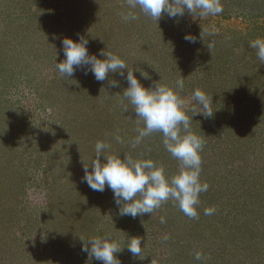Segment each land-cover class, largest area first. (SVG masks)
Segmentation results:
<instances>
[{"label":"rangeland","instance_id":"1","mask_svg":"<svg viewBox=\"0 0 264 264\" xmlns=\"http://www.w3.org/2000/svg\"><path fill=\"white\" fill-rule=\"evenodd\" d=\"M221 3L216 16L165 14L157 23L139 9L124 21L127 0H0V264H102L81 251L79 237L105 234L121 248L142 238L140 256L116 254L121 264H264V61L249 47L264 38V0ZM79 35L89 54L119 55L145 87L183 77L190 120V109L202 110L193 91L213 96L214 116L197 114L190 126L204 141L199 178L209 185L197 218L172 200L121 216L110 189L83 181L97 141L110 144L104 155L152 159L169 177L180 162L162 133L133 146L145 125L123 96L124 77L59 73L62 40Z\"/></svg>","mask_w":264,"mask_h":264},{"label":"clouds","instance_id":"2","mask_svg":"<svg viewBox=\"0 0 264 264\" xmlns=\"http://www.w3.org/2000/svg\"><path fill=\"white\" fill-rule=\"evenodd\" d=\"M127 4L129 11L121 13V18L126 22L139 18L136 9L157 23L165 14L175 19L188 12L195 19L223 12L221 0H127ZM184 39L190 43L197 42L196 36L190 33H186ZM61 43L65 59L57 63L59 73L70 78L77 69H81L85 74L90 72L97 81H104L110 73L124 77L128 86L123 96L134 106L136 117L143 120L145 125L137 129L133 146L154 132L162 133L166 151L180 162L179 172L169 177L164 167L152 159H133L127 155L123 159L121 155L106 156L104 152L110 148V144L97 141L91 171L89 165L84 166L83 181L93 191L104 192L106 187L110 189L121 216L136 218L151 214L162 203L172 200L186 216L197 218L199 194L206 192L209 185L201 183L199 178L202 163L200 152L204 141L190 130V126L193 116L197 114L206 118L214 116L215 111L211 107L213 96H208L201 89L193 91L192 99L202 110L197 111L195 107L190 109L193 112L190 120L186 101L180 95L184 88L182 76L175 82V86L160 83L159 80L145 87L137 79L134 69L129 70L119 55L107 50H101L98 55L89 54V41L84 35H79L76 40L66 37ZM213 47L214 42L207 44L209 50ZM249 47L256 49L257 57L264 61V38L250 41ZM109 84L111 87H119L116 79H110ZM116 140L123 142L119 136ZM214 211V208H207L205 214L211 215ZM79 238L81 251L102 264H121L116 254L127 248L133 256H140L143 248L142 238L138 236L129 237L123 248L108 234ZM195 258L200 260L201 254L197 252Z\"/></svg>","mask_w":264,"mask_h":264}]
</instances>
